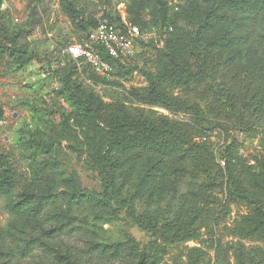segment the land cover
Segmentation results:
<instances>
[{
    "label": "trees",
    "instance_id": "trees-1",
    "mask_svg": "<svg viewBox=\"0 0 264 264\" xmlns=\"http://www.w3.org/2000/svg\"><path fill=\"white\" fill-rule=\"evenodd\" d=\"M3 1L0 0V62L7 59L15 69H24L36 58L29 38L36 30H48L47 0H29L28 14L20 22L1 9ZM151 2L133 0V7L140 11ZM225 2L230 9L251 5L264 11V0ZM61 5L65 13L78 20L82 36L99 20L85 18V11L78 9L76 0H61ZM225 19V15L209 10L200 31L211 33ZM232 47L227 33L220 30L206 49L223 52ZM40 61L60 85L48 93L50 102L46 106L28 103L31 116L20 128L16 142L20 153L29 154L25 175L12 153L0 151V198L9 215L7 222L0 224V264H167L168 258L172 264H205L206 249L187 243L214 233L231 215L233 207L238 210L232 221V233L240 239L238 248L244 246V239L263 243L253 247L250 256L237 254L234 264H264V155L245 158L242 144L234 136L218 156L202 139L214 129L229 136L231 131L246 135L256 131V125L264 120L263 68L240 67L228 82L219 83L210 73L199 40L176 25L169 32L166 48L159 53L154 69L144 71L147 85L128 91L129 103L104 101L81 80L78 63L73 59L61 65L47 52ZM119 64L124 63L116 65ZM92 73L97 75L93 70ZM159 108L191 117L185 121ZM56 115L67 119L81 115L95 118L108 128L111 143L124 151H182L203 175L202 186L173 218L163 220L148 213L133 215L134 224L150 235L146 245L141 246L130 235L125 241L112 244L97 241L90 230L65 214L62 201L52 191L51 165L46 155L54 146ZM102 202L111 205L106 197Z\"/></svg>",
    "mask_w": 264,
    "mask_h": 264
},
{
    "label": "rangeland",
    "instance_id": "rangeland-1",
    "mask_svg": "<svg viewBox=\"0 0 264 264\" xmlns=\"http://www.w3.org/2000/svg\"><path fill=\"white\" fill-rule=\"evenodd\" d=\"M76 3L78 9L85 11V18L95 21L109 15L124 24L137 23L144 33L145 41L139 43L134 56L116 65L110 77L95 75L85 64L78 65L81 80L106 102L129 103L128 91L147 85L144 71L154 69L174 25L199 40L210 73L219 83L228 82L240 67L264 69V11L254 6L230 9L225 0H152L136 11L133 0H76ZM28 4L29 0H6L1 9L23 19L28 14ZM47 4V31H54L57 37L65 31L75 38L83 35L78 20L63 11L61 0H47ZM209 10L225 15L226 21L211 33L201 32L200 24ZM220 30L227 33L233 47L223 52L208 51L207 44L218 37ZM41 34L44 33L39 29L29 38L30 50L36 58L24 69H15L7 59L0 62V110L4 112L0 114V151L12 153L24 175L29 154L20 153L16 142L20 128L31 116L28 103L46 106L50 102L48 93L60 85L48 69L42 68L40 60L52 42L41 38ZM159 110L185 121L191 117L185 113L170 114L164 108ZM55 123L54 146L46 155L51 165L52 191L62 201L65 214L90 230L97 241L112 244L125 241L126 235H130L141 246L146 245L150 235L134 224L133 215L148 213L163 220L173 218L202 186L203 175L182 151L121 150L111 143L108 128L93 117L67 119L56 115ZM255 130L250 135L231 131L229 136L214 129L202 139L220 156L226 142L238 136L241 153L251 159L264 155V120ZM103 197L111 205L104 204ZM237 211L233 207L231 215L214 233L204 235L201 241L187 243L206 249L205 264H234L237 254L250 256L253 247L263 245L244 239V246L238 248L240 239L232 233ZM8 217L0 198V224L4 225ZM166 261L172 264L169 258Z\"/></svg>",
    "mask_w": 264,
    "mask_h": 264
},
{
    "label": "built area",
    "instance_id": "built-area-1",
    "mask_svg": "<svg viewBox=\"0 0 264 264\" xmlns=\"http://www.w3.org/2000/svg\"><path fill=\"white\" fill-rule=\"evenodd\" d=\"M5 4L6 0L2 6ZM14 20L22 21L18 17H14ZM44 35L52 42L48 49L51 58L59 59L61 65L67 59H73L78 65H88L97 75L103 77H110L116 64L125 63L133 57L139 43L145 41L140 26L132 22L123 24L112 17L99 18L96 26L79 38L66 31L60 37L52 30L46 31Z\"/></svg>",
    "mask_w": 264,
    "mask_h": 264
},
{
    "label": "crops",
    "instance_id": "crops-1",
    "mask_svg": "<svg viewBox=\"0 0 264 264\" xmlns=\"http://www.w3.org/2000/svg\"><path fill=\"white\" fill-rule=\"evenodd\" d=\"M40 37L46 39L45 35L44 34H41Z\"/></svg>",
    "mask_w": 264,
    "mask_h": 264
}]
</instances>
